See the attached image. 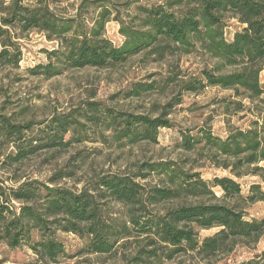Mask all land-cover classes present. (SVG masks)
<instances>
[{"label": "trees", "instance_id": "1", "mask_svg": "<svg viewBox=\"0 0 264 264\" xmlns=\"http://www.w3.org/2000/svg\"><path fill=\"white\" fill-rule=\"evenodd\" d=\"M31 1L0 0V64L17 68L21 61L19 39L35 31L56 42L57 47L47 54V64L29 70L32 75L55 77L64 69L107 70L142 53L153 55L152 61L160 63L168 57L199 52L213 62L209 70L204 68L196 76L172 72L163 80L164 86L180 83V95L197 94L205 87L230 91L229 98L237 99L229 102L234 107L233 115L244 112L240 121L253 114V102L261 101L264 95L259 80L264 67V0H155L134 8L136 29L122 25L118 18L110 20V12L102 4L97 17L88 23L79 13L67 17L57 14L48 0ZM229 20L239 25L231 34L226 31ZM109 21L121 25L123 42L119 46L104 38ZM156 85L136 84L127 95L152 93ZM178 104L180 100L167 104L169 109L164 108L154 117L125 115L119 122L125 126L119 131L110 130L113 140L122 148L140 142L157 144L159 130L174 126L167 117ZM86 106L90 112H99L96 102ZM107 113L110 120L106 127L110 129L118 114ZM52 123L55 128H51ZM76 123L52 118L46 126L50 133L46 135L47 143L34 145L33 140L25 139L30 124H12L0 115V145L12 143L4 162L18 163L40 149L68 147L71 124ZM227 128L224 137L215 136L205 126L179 130L180 141L174 148L204 154L209 168L222 169L229 176L204 180L199 171L159 161L141 166L146 173L104 176L76 192L31 182L6 188L0 180V243L11 249L25 245L35 255V264H64L60 260L66 257L65 249L56 238L59 232L83 238L85 252L96 255L114 253L131 237L147 240L135 256L128 260L121 256L131 264L170 262L183 255L208 263L233 252L239 244L255 246L264 236V166H259L264 162V111L254 113V118L244 124ZM150 175L156 176L160 185L145 182ZM244 176L260 179L249 186L245 195L235 180ZM105 199L124 207L125 220L103 210L99 201ZM167 203L175 205L158 209ZM257 203L263 205V215L245 219L244 206ZM212 229H216L212 235L198 238L200 231ZM131 231L137 234L131 236ZM122 240L126 243L118 244ZM0 264L4 262L0 260ZM244 264H264V251Z\"/></svg>", "mask_w": 264, "mask_h": 264}, {"label": "rangeland", "instance_id": "2", "mask_svg": "<svg viewBox=\"0 0 264 264\" xmlns=\"http://www.w3.org/2000/svg\"><path fill=\"white\" fill-rule=\"evenodd\" d=\"M1 1L7 3L9 0ZM154 1L48 0L57 14L67 17L79 13L81 19L88 23L97 17L101 10L99 6L102 4L109 10L110 20L118 18L122 25L134 29L137 28V13L134 8L139 4L145 5ZM31 2L23 0V3ZM81 2H85L82 7ZM226 24V31L230 34L239 28L235 20L226 21ZM120 27L118 22L109 21L104 28V38L115 46L123 42ZM19 44L21 61L18 67L0 64V115L6 116L12 124H30L31 129L25 134V139L30 138L34 145L47 143L46 135L50 133L46 126L52 118L74 120L77 123L71 124L69 136H72V139L68 147L40 149L18 163L4 162V157L12 151V143L1 144L0 180L4 182L6 188L31 182L76 192L104 176H133L138 172L146 173V170L142 171L141 166L159 161L174 162L178 167L190 172L199 171L204 180H209L213 176H229L222 169L209 168L204 154H189L174 148L180 141L179 130L188 131L205 126L210 128L215 136L224 137L228 125L244 124L248 118H254V113L264 111V95L261 101L253 102V114L240 121L238 118L244 112L233 115L234 107L229 102L231 100L236 102L237 99L229 98L230 91L205 87L197 94L180 95V83L177 86L173 84L165 87L163 80L172 72L185 71L186 75L196 76L204 68L208 70L211 68L213 62L199 52L168 57L160 63L152 61L153 55L142 53L112 69H64L58 76L46 77L42 73L32 75L29 70L39 64L48 63L47 54L57 47L56 42H50L42 34L32 31L24 34L19 39ZM53 60L51 62L54 63ZM259 80L264 89V67ZM151 82H157V89L152 93L128 97L127 92L134 85ZM176 100H180L181 104L174 105L173 113L167 117L174 126L159 130L157 144L140 142L122 148L119 147L120 143L113 140L114 133L110 130H121L125 124L119 122L125 115L158 116L165 111L167 104ZM238 101L247 104L242 99ZM88 102H96L99 112H90L86 106ZM107 112L118 114L110 129L106 127L110 120ZM51 128H55V123L51 124ZM37 138H40L38 142L35 141ZM259 166H264V162ZM235 180L240 184L243 195L247 193L252 183L260 182V179L254 176H244ZM145 182L149 185H160V181L154 175L147 177ZM261 185L264 190V184ZM216 192L219 196L220 192ZM99 203L109 216L125 220V209L121 205L108 199L100 200ZM174 205L167 203L158 209L164 210ZM241 206L243 207V204ZM244 208L247 220L258 219L263 215V205L260 203ZM215 232L216 229L200 231L198 238L202 239ZM136 234L135 231H131V236ZM56 238L65 249L66 257L60 260L64 264H131L127 260L147 244L145 239L131 237L127 243L119 241L120 245L126 244L121 248L117 247L114 253L96 255L87 254L85 240L74 234L59 232ZM263 251L264 236L255 246L246 248L239 244L233 252L220 255L208 263L197 262L192 255H183L170 262L161 260L154 264H244ZM121 256H126L127 260H122ZM0 260L4 264H35L36 257L25 245L11 249L0 243Z\"/></svg>", "mask_w": 264, "mask_h": 264}]
</instances>
